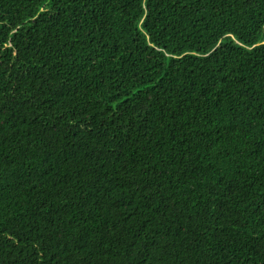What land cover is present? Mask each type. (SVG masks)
I'll return each mask as SVG.
<instances>
[{
  "label": "trees",
  "instance_id": "16d2710c",
  "mask_svg": "<svg viewBox=\"0 0 264 264\" xmlns=\"http://www.w3.org/2000/svg\"><path fill=\"white\" fill-rule=\"evenodd\" d=\"M0 264H264V0H0Z\"/></svg>",
  "mask_w": 264,
  "mask_h": 264
}]
</instances>
